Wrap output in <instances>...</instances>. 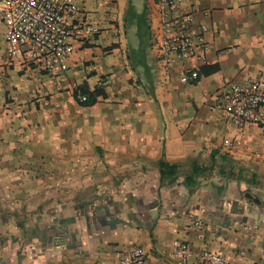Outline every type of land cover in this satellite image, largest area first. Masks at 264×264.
<instances>
[{
  "label": "crops",
  "instance_id": "crops-1",
  "mask_svg": "<svg viewBox=\"0 0 264 264\" xmlns=\"http://www.w3.org/2000/svg\"><path fill=\"white\" fill-rule=\"evenodd\" d=\"M148 3L80 0L99 33L54 81L7 63L0 27V264H117L134 247L175 264L173 240L188 264H206L203 250L264 264V131L206 108L224 85L264 78V0H183L209 12L195 86L155 77L148 28L136 31ZM100 81L104 97L72 101Z\"/></svg>",
  "mask_w": 264,
  "mask_h": 264
},
{
  "label": "built area",
  "instance_id": "built-area-1",
  "mask_svg": "<svg viewBox=\"0 0 264 264\" xmlns=\"http://www.w3.org/2000/svg\"><path fill=\"white\" fill-rule=\"evenodd\" d=\"M148 49L154 75L161 82L174 76L183 86L199 83V68L208 61L206 41L207 10L187 7L183 0H148ZM3 56L7 63L35 70L51 81L62 78L78 47L98 35L96 25L88 21L80 0H0ZM97 86L103 89L102 82ZM72 101L79 105L86 96L73 87ZM207 111L216 112L237 131L253 126L264 131V78L229 83L213 94ZM238 139H223L221 146L232 150ZM196 239L202 238V223L195 221ZM168 258L175 264H188L193 253L187 243L173 240ZM199 260L206 264H229L217 253L203 250ZM117 264H149L147 253L134 247L122 254Z\"/></svg>",
  "mask_w": 264,
  "mask_h": 264
},
{
  "label": "trees",
  "instance_id": "trees-1",
  "mask_svg": "<svg viewBox=\"0 0 264 264\" xmlns=\"http://www.w3.org/2000/svg\"><path fill=\"white\" fill-rule=\"evenodd\" d=\"M141 36H143V34L138 35L137 32L138 39L141 40L142 38ZM77 89L80 90L86 96V101L82 104H79L78 106H83V107L91 106L94 103L96 97H104L103 90L99 86L93 88L91 91H89L85 86H78ZM161 167H164V165H161Z\"/></svg>",
  "mask_w": 264,
  "mask_h": 264
},
{
  "label": "rangeland",
  "instance_id": "rangeland-1",
  "mask_svg": "<svg viewBox=\"0 0 264 264\" xmlns=\"http://www.w3.org/2000/svg\"><path fill=\"white\" fill-rule=\"evenodd\" d=\"M141 0H133V2L134 3H136L137 5H139L138 3L140 2ZM140 6V5H139ZM139 8V7H138ZM139 13V12H138ZM127 20L130 22V21H132V18H131V16H130V13L128 14V16H127ZM137 20H138V24H137V27H136V31L138 32V34L140 35L142 32H143V30H145L146 29V26H147V22H146V20H145V18H143V17H140V14H138V17H137ZM148 28V27H147ZM128 33H131V31H125V36H126V39L128 40Z\"/></svg>",
  "mask_w": 264,
  "mask_h": 264
},
{
  "label": "water",
  "instance_id": "water-1",
  "mask_svg": "<svg viewBox=\"0 0 264 264\" xmlns=\"http://www.w3.org/2000/svg\"><path fill=\"white\" fill-rule=\"evenodd\" d=\"M246 198H250V197L246 194Z\"/></svg>",
  "mask_w": 264,
  "mask_h": 264
}]
</instances>
